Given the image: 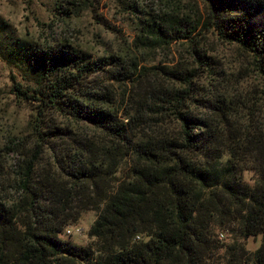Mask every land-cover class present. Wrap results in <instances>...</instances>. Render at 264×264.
<instances>
[{
	"label": "trees",
	"instance_id": "16d2710c",
	"mask_svg": "<svg viewBox=\"0 0 264 264\" xmlns=\"http://www.w3.org/2000/svg\"><path fill=\"white\" fill-rule=\"evenodd\" d=\"M160 1L153 14L110 0L134 33L97 55L18 37L0 18V57L23 72L9 92L30 111L32 143L16 195L0 192V264H216L221 250L235 264L251 237L261 244L243 264H264V0H200L203 20L184 0ZM95 2L57 0L55 18ZM209 35L251 59L260 93L204 50ZM177 44L185 64L148 66ZM89 212L87 246L61 239Z\"/></svg>",
	"mask_w": 264,
	"mask_h": 264
},
{
	"label": "rangeland",
	"instance_id": "374dc122",
	"mask_svg": "<svg viewBox=\"0 0 264 264\" xmlns=\"http://www.w3.org/2000/svg\"><path fill=\"white\" fill-rule=\"evenodd\" d=\"M56 1L0 0V18L8 25V30L18 37L27 36L39 41L65 38L72 44L90 50L94 55L102 54L103 50H110V47L116 50L118 45L123 46L131 42L134 33L133 17L127 15L125 11L115 10L110 0H96L93 7L79 10L78 18L64 24L57 22L55 18L57 16L54 10ZM183 2L190 5L192 11L198 13L201 20L206 17V9L200 0H184ZM133 3L140 8L148 9L153 14H160L165 10L164 3L160 0H129V4ZM95 16L101 17L106 25L114 30H109L104 24H98ZM202 44L204 50L221 65L220 68L231 76V79L233 76L236 78L238 86L249 91L253 89L256 93L260 91L263 83L255 77L250 58L243 55L235 46L222 44L212 35L207 36ZM145 59L148 66L176 67L180 61L185 64L188 58L184 47L177 44L166 51L150 54ZM15 77L17 81H21L23 72L0 57V192L7 190L9 197L15 194L14 189L19 174L28 158V151L32 150V143L27 141L26 133L30 111L15 100L9 92L12 85L11 79ZM257 122L264 129L263 111L258 116ZM40 159V162L43 161L42 158ZM252 178L253 175L250 173L244 175L246 181ZM94 220V213L83 214L77 224L82 233L67 236L64 232L61 239L77 246H87L89 243L87 232ZM223 239L225 244H233L234 237L229 235L224 236ZM239 241L241 242H238L239 246H236L239 250L235 254V264L250 263L253 259L252 254L261 244V239L251 237ZM216 264L234 263L232 258L221 250Z\"/></svg>",
	"mask_w": 264,
	"mask_h": 264
},
{
	"label": "built area",
	"instance_id": "2783aa9c",
	"mask_svg": "<svg viewBox=\"0 0 264 264\" xmlns=\"http://www.w3.org/2000/svg\"><path fill=\"white\" fill-rule=\"evenodd\" d=\"M67 236H71L73 234H81L82 231L78 227H70L65 230Z\"/></svg>",
	"mask_w": 264,
	"mask_h": 264
}]
</instances>
